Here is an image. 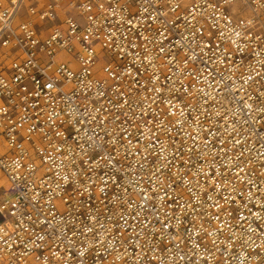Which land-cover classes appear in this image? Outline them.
Segmentation results:
<instances>
[{
    "label": "built area",
    "instance_id": "obj_1",
    "mask_svg": "<svg viewBox=\"0 0 264 264\" xmlns=\"http://www.w3.org/2000/svg\"><path fill=\"white\" fill-rule=\"evenodd\" d=\"M0 66V264H264V0H0Z\"/></svg>",
    "mask_w": 264,
    "mask_h": 264
},
{
    "label": "rangeland",
    "instance_id": "obj_2",
    "mask_svg": "<svg viewBox=\"0 0 264 264\" xmlns=\"http://www.w3.org/2000/svg\"><path fill=\"white\" fill-rule=\"evenodd\" d=\"M238 6H239V5L235 6V9H237V10H238ZM0 70H1V66H0Z\"/></svg>",
    "mask_w": 264,
    "mask_h": 264
}]
</instances>
